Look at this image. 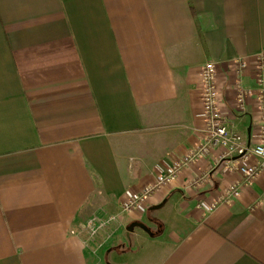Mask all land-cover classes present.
<instances>
[{"label": "crops", "instance_id": "1", "mask_svg": "<svg viewBox=\"0 0 264 264\" xmlns=\"http://www.w3.org/2000/svg\"><path fill=\"white\" fill-rule=\"evenodd\" d=\"M261 52L264 0H0V264H264V172L243 185L220 148L120 210L205 138L207 61L226 121L255 143L232 60L253 87ZM233 183L230 205L201 206Z\"/></svg>", "mask_w": 264, "mask_h": 264}, {"label": "built area", "instance_id": "2", "mask_svg": "<svg viewBox=\"0 0 264 264\" xmlns=\"http://www.w3.org/2000/svg\"><path fill=\"white\" fill-rule=\"evenodd\" d=\"M235 72L238 75L233 82V99L235 108L244 112L248 99H253L260 113L261 121L256 127L255 143L248 147L242 136L232 128L224 116L226 105L219 93L217 68L212 61H207L200 68L198 74L199 97L203 106V120L206 126V136L194 149L181 160L175 162L169 170L158 174L154 184H146L135 195L128 197L120 204L121 213L127 214L144 208L153 191L163 184L175 179L182 167L205 157L212 148H220L219 162L226 173L238 174L243 185H249L261 172H264V52L254 56L252 63L253 87L245 86L240 75L248 67L245 59L232 60ZM239 184L233 183L204 206L213 210L218 205H230L233 199L239 196ZM115 220V216L105 219H88L83 227L91 236L104 229L108 223Z\"/></svg>", "mask_w": 264, "mask_h": 264}]
</instances>
